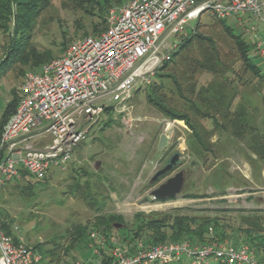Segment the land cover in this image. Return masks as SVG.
I'll return each mask as SVG.
<instances>
[{
    "label": "rangeland",
    "instance_id": "rangeland-1",
    "mask_svg": "<svg viewBox=\"0 0 264 264\" xmlns=\"http://www.w3.org/2000/svg\"><path fill=\"white\" fill-rule=\"evenodd\" d=\"M81 8L76 0H51L37 20L32 43L59 58L63 39L69 47L80 38L102 33L92 32L90 18ZM197 23L186 36L167 39L161 59L167 52L172 54L183 38L198 35L178 56L158 67L150 84L137 89L127 114L113 112L112 117L106 114L87 124V140L74 149L65 169L52 171L39 181L28 177L25 183L14 182L0 190V215L12 231L18 228L19 240L38 247L40 264H89L97 240L89 246L72 243L71 234L75 226L92 229L98 216L105 221L110 215L122 216V227L110 234L122 236L139 217H219L224 223L236 224L241 216L253 218V210L264 211V60L254 47L261 72L254 74L220 22L205 16L196 27ZM79 25H85V30ZM226 25L250 41L234 19ZM8 42L0 30V62ZM12 68L0 80V116L12 98L11 91L20 95L30 69L21 64ZM154 88L164 106L188 120L168 116L153 106L147 97ZM227 108L229 117L223 115ZM163 134L169 141L159 150ZM51 141L43 138L35 147L41 149ZM176 154L180 155L178 166L151 183ZM180 171L185 173L181 195L155 200L151 192ZM30 183L36 184L33 193L24 189ZM86 183L90 186L87 195L99 204L100 211L80 196ZM76 184L83 186L80 193H73ZM232 186H250L253 190L247 193L253 200L246 201L250 197L245 193L237 197L239 191L230 190ZM145 240L141 236L140 241Z\"/></svg>",
    "mask_w": 264,
    "mask_h": 264
},
{
    "label": "built area",
    "instance_id": "built-area-1",
    "mask_svg": "<svg viewBox=\"0 0 264 264\" xmlns=\"http://www.w3.org/2000/svg\"><path fill=\"white\" fill-rule=\"evenodd\" d=\"M205 16L234 19L264 60V0H127L110 10L102 33L74 41L40 73H27L16 112L0 122V190L24 174L39 181L65 169L87 140V124L109 108L127 114L137 89L171 60L170 52L160 56L167 39L186 36ZM43 138L52 141L37 149ZM4 221L0 216V264H40L41 254L8 234ZM90 237L98 245L89 264H262L248 247L227 243L146 246L94 231Z\"/></svg>",
    "mask_w": 264,
    "mask_h": 264
},
{
    "label": "trees",
    "instance_id": "trees-1",
    "mask_svg": "<svg viewBox=\"0 0 264 264\" xmlns=\"http://www.w3.org/2000/svg\"><path fill=\"white\" fill-rule=\"evenodd\" d=\"M127 0H76L77 3L82 4L84 13L90 18V28L93 33L99 34L104 31L107 26V18L111 9L122 6ZM51 0H0V30L9 39V45L7 47L6 56L0 62V80L8 70L13 69L15 65H22L28 69L29 72L40 73L43 66L52 61L51 50H40L35 44L32 43L33 33L37 20L40 15L50 7ZM223 25L225 31L229 33L235 42V46L239 51L241 58L244 60L245 65L252 70L254 74L259 75V64L256 63L258 57L254 54V45L251 41H247L243 38V34H235L234 28L227 26V20H218ZM198 23L200 22L197 21ZM196 24V27L198 26ZM80 30H85V25H79ZM104 27V28H103ZM103 28V29H102ZM65 35V32L63 33ZM194 36V37H193ZM198 38V35L193 33L190 38H183L182 41L176 43L177 49L172 51L171 57L178 56L180 51L190 45L192 39ZM59 52L65 53L68 48L67 41H63L59 44ZM50 51V54H49ZM161 69V68H160ZM28 72V73H29ZM157 74V73H156ZM27 75V74H26ZM25 75V76H26ZM174 81L176 88L180 91L178 83ZM156 87V86H154ZM161 88V87H159ZM148 94V101L158 108L161 112L168 116L177 118L179 120H188L187 116L177 114L172 110L164 106L161 99L156 94H159L154 88ZM11 100L7 102V105L0 116L1 124H5L16 112L20 95L14 91H11ZM112 115L113 109L109 108L105 110L104 115ZM223 115L230 116V108L224 110ZM110 116V117H112ZM215 118L214 116H212ZM109 121H113L110 119ZM189 125V122L186 121ZM107 123V122H106ZM105 123V124H106ZM191 129L194 130L193 125ZM199 139V138H198ZM202 143V141H200ZM203 144V143H202ZM25 183L28 179L24 174ZM21 184L22 182H17ZM88 183V182H87ZM85 184L86 191L81 192V197L90 201L92 207H95L97 211H100L98 203L89 195L87 191L90 190V186ZM36 188V184H29L25 186V190L33 191ZM80 184L74 185L73 193H80ZM239 213V212H238ZM264 211L253 210L250 216H241L238 220H235L236 224L224 223L219 217H197L188 215H176L170 218L163 219H145L143 217L136 218V223L133 229H127V233L118 236L123 241H135L141 240V236H145L146 240L144 244L146 246H156L159 244H166L171 242H191L194 245H206L212 242L219 244H225L230 242L233 246H246L254 252L258 260L264 264ZM3 219L4 216L0 215ZM96 222L92 229L84 226H75L71 239L72 243H85L86 246L93 241L90 240V234L98 232L104 236H110L111 232L115 229V224H121L122 216L110 215L108 220L104 216H98L95 218ZM5 231L14 236L17 241L16 235L10 227V223L4 221ZM126 229H124L125 231ZM120 232V231H119ZM34 250L39 251L38 247H34ZM107 258V254L103 253ZM95 259V258H94ZM92 264V263H90Z\"/></svg>",
    "mask_w": 264,
    "mask_h": 264
},
{
    "label": "water",
    "instance_id": "water-1",
    "mask_svg": "<svg viewBox=\"0 0 264 264\" xmlns=\"http://www.w3.org/2000/svg\"><path fill=\"white\" fill-rule=\"evenodd\" d=\"M168 137L166 134L161 135L159 141V150H163L168 144ZM180 160V155L176 154L171 159L170 163L166 165L162 170L156 173V175L152 178L151 183L156 182L160 177L166 175L167 173L173 171L177 166ZM185 186V173L184 171H180L175 174L173 177L169 178L165 183L161 184L158 188L154 189L151 192V196L155 200L165 201L167 199H174L181 195L183 188ZM114 227L116 229L121 228V224H115Z\"/></svg>",
    "mask_w": 264,
    "mask_h": 264
},
{
    "label": "crops",
    "instance_id": "crops-1",
    "mask_svg": "<svg viewBox=\"0 0 264 264\" xmlns=\"http://www.w3.org/2000/svg\"><path fill=\"white\" fill-rule=\"evenodd\" d=\"M229 189L232 190V191L233 190L234 191H239V193H235L237 195V197H241L243 195L242 193H245V194L248 195V197H250V198H247V199L244 198L246 201L247 200H253L252 196H249V194L247 193V192L251 193V191H248V190H253V188H251L250 186H238V187L237 186H232ZM240 191H245V192H240Z\"/></svg>",
    "mask_w": 264,
    "mask_h": 264
}]
</instances>
